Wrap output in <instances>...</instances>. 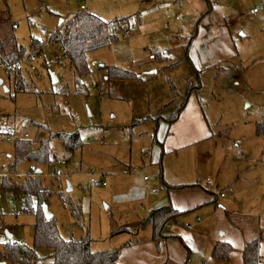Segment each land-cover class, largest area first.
<instances>
[{"label":"rangeland","instance_id":"1","mask_svg":"<svg viewBox=\"0 0 264 264\" xmlns=\"http://www.w3.org/2000/svg\"><path fill=\"white\" fill-rule=\"evenodd\" d=\"M189 2L187 8H194L193 1ZM210 4L220 9L235 56L214 68L197 70L185 60L180 38L171 36L176 23L190 24L184 46L196 34L197 21L190 20L187 12L182 21H174V14L162 22L159 16L164 10L159 6L139 10L134 0H0V11L10 13L25 57L33 42L40 50L38 56L19 65L25 84L22 91L14 93L12 76L8 81L0 71L8 90L5 93L0 87V133L11 139L0 143V171L16 183L28 177L41 180L50 193L47 209L63 239L76 240L88 233L94 240L93 251H122L127 243L151 241L149 227L138 226L168 195L160 169L166 183L197 181L209 193L190 212L185 211L181 224L196 222L197 214L201 221L209 220L214 208L223 204L220 194L229 197L232 187L264 229V0H211ZM81 5L105 21L129 18V30L118 32L111 46L88 55L90 73L79 81L50 38L60 20L81 13ZM55 55L58 63H50ZM150 55L156 59L150 61ZM101 65L137 77L107 81ZM49 73L57 78L56 84L51 83ZM192 87L195 91L186 105L193 97L196 109L188 108L167 132L163 119L176 111ZM197 113L205 128L202 135L193 116ZM156 116L160 117L157 122L152 120ZM207 128L215 135L208 136ZM171 131H176L174 139ZM75 132L82 146L68 152L58 135ZM24 135L33 151L46 141L51 165L25 159L9 170L14 161L13 140ZM194 137L198 139L191 142ZM161 148L164 153L157 164ZM30 166L39 173L28 176ZM144 176L149 178L146 183ZM94 180L106 186L95 188ZM71 205L80 210L79 224L70 213ZM21 208L17 191L0 189V250L7 243L32 245L34 217ZM195 210L199 211L191 214ZM170 228L165 230L168 239H176L178 249L185 250L190 261L194 259L193 245L199 247V241L188 244ZM232 228L237 227L233 224ZM35 253L36 264L49 262L50 250L38 248ZM148 258L145 255L138 262L151 264ZM260 261L264 264V233Z\"/></svg>","mask_w":264,"mask_h":264},{"label":"trees","instance_id":"2","mask_svg":"<svg viewBox=\"0 0 264 264\" xmlns=\"http://www.w3.org/2000/svg\"><path fill=\"white\" fill-rule=\"evenodd\" d=\"M129 18L115 19L105 21L96 15L87 12H81L73 15L66 22L63 21L52 36V45L57 49L62 48L65 51L63 57L68 66L74 71L77 79L80 81L90 73L88 55L92 52L107 48L118 40V32H126L129 30ZM15 24L11 21L10 13L6 10L0 11V64L8 65L10 68L4 70V74L8 81L13 78L14 93L24 89V81L21 77L19 67L14 65L18 63L25 55V50L20 46L14 34ZM192 39V38H191ZM190 39V41H191ZM38 44V43H37ZM33 42L31 50L36 48ZM184 48V57L188 61L187 52L189 44ZM153 56V55H152ZM30 59V58H29ZM153 59H156L153 56ZM106 73V80H133L137 75L114 66H99ZM195 71V70H194ZM196 72V71H195ZM197 73V72H196ZM192 87L188 90L187 95L183 98L180 106L170 116L163 119L164 123L169 127L175 123L182 111L185 109L189 95L195 91ZM151 119V118H149ZM160 117L156 116L155 120ZM58 138L62 142L66 151L71 152L82 146L79 135L75 133L59 134ZM14 161L9 166V170H13L17 163L23 160L35 161L37 163H47L51 159V152L46 141H40L37 149L32 150L31 144L23 139H14ZM162 153H164L162 151ZM160 154L159 161L163 154ZM160 181L167 191L182 190L193 188L194 186H169L165 183L160 169ZM0 189L17 191L22 198L21 211L34 217L33 223V241L31 246L17 243H7L0 250V263L5 264H36L38 257L35 253L38 248H46L50 250L47 264H118L117 260L120 255V249H109L104 251H93V243L88 233H85L79 239H63L58 232L56 221L52 216L46 220L43 217L41 206L48 205L50 193L43 187L38 177H28L16 183L11 177H0ZM190 212V210L186 211ZM186 212L178 211L171 205H165L153 208L143 219L138 229L145 227L151 228V240L159 242L169 238L165 233L167 226L171 223H179V219ZM70 213L79 224L80 210L78 207L71 205ZM262 233L259 236L244 244L241 257L242 264H259V247L262 239ZM130 245L129 243L124 246ZM232 251L231 246L225 242H219L212 249L211 258L218 261H227Z\"/></svg>","mask_w":264,"mask_h":264},{"label":"crops","instance_id":"3","mask_svg":"<svg viewBox=\"0 0 264 264\" xmlns=\"http://www.w3.org/2000/svg\"><path fill=\"white\" fill-rule=\"evenodd\" d=\"M192 1L194 8L190 9L187 8V5L190 6L189 0H134V3L138 4L136 8H138L139 10L150 8L151 6L154 8H158L159 6V9L161 8V10H164L162 11L163 13L159 16V19H161L162 22L164 21V19H166V17L174 14V21H178L179 19L180 21H182L183 14H186V12L191 16L190 20L192 19V21H194V19H196V34L191 36L192 39L191 41L189 39L188 43V61L191 62V64L197 70L205 68L211 69L220 65L226 59L230 60L235 56L232 48V35L227 29L220 9L217 5L211 6V0ZM206 6L208 7L207 10H205ZM189 29L190 24L188 26V24L178 25L177 23L172 28L173 33L171 36L180 38V40L182 41L181 47L185 45L184 41L187 40L186 35L189 32ZM149 60L153 61L154 59ZM196 72L198 73V71ZM192 98L193 97L189 99V106H185V109L180 114L179 119L171 126L167 127V132H169L171 128L173 129L174 126L176 127V123L183 119V116L188 112V108H191V111L196 109V104L194 105V99ZM197 103H199L198 100ZM197 105L199 106V104ZM193 116L198 125L202 128V135L205 128H203L202 123L200 122L199 113H197V116L195 114H193ZM209 131V128H207L208 136L215 135V133H210ZM171 134H173L172 137L174 139L176 131H171ZM197 139H195L194 137L191 142H195ZM162 148L161 153L163 151ZM173 183L167 182L166 184L169 186L196 185V187H193V189L187 188L182 190H170L168 191V195L166 196V198L157 202L151 209L160 206L171 205L178 211L185 212L200 204L201 200H204L203 198L205 197V195H209V193L205 194V191H203L199 187L200 184L197 181L196 183H194V181L181 180L177 181L176 184ZM245 186L246 184H244V187ZM152 190L151 193L154 194L155 191L152 192ZM203 195L204 197H202ZM220 197L223 199V204L219 207L214 208L209 220L201 221L200 217L197 214V216H194V221L196 222L190 220L187 226L181 224L180 221L179 223H171L167 226V228L169 226L171 227L170 231L174 236L183 238L188 244L192 245L193 243L191 241L193 240L196 242L197 240L199 241V247H197V243L196 246L195 244L193 245V249H195V257L191 261L186 257L185 250H180V248L178 249V246L175 242L176 239L174 240V238H167L165 240H160L157 243L151 240L147 243L138 242L133 246H131L130 244L129 246L122 249L117 263L142 264L143 261L140 263L138 262L139 259L147 255L149 256L148 259L151 264H242L241 251L244 244L254 238H257L260 232L264 229L261 228L259 222L253 219V217L255 216L253 211L244 207V200L239 199L236 189H232L231 187L229 197H226V195H223L222 193L220 194ZM205 199H208V197H206ZM197 211L199 210H195L191 214H194ZM203 223L205 224L202 227ZM233 224H235L238 229L232 228ZM149 229L151 231L150 227ZM219 231H222L220 235H218ZM194 234L197 235L194 236ZM219 242L228 243L232 248H234L230 252L229 259L227 261H218L211 258L212 249Z\"/></svg>","mask_w":264,"mask_h":264},{"label":"built area","instance_id":"4","mask_svg":"<svg viewBox=\"0 0 264 264\" xmlns=\"http://www.w3.org/2000/svg\"><path fill=\"white\" fill-rule=\"evenodd\" d=\"M79 9H80V12H85L86 11V5H81L80 7H79ZM127 32L128 31H126L125 33L127 34ZM52 37L50 38V44H52ZM58 51H59V54H60V56H63L64 54H65V51L62 49V48H59L58 49ZM40 54V50L38 49V48H35V49H32L31 51H30V55L29 56H27V57H23L18 63H16L14 66L15 67H19V65H20V63L21 62H23V61H27V60H29V58H31V57H33V56H38ZM149 59H153V56L152 55H150L149 56ZM58 60H59V57L57 56V55H55V56H53V58L49 61L50 63H58ZM8 68H10V66H8V65H4V64H0V71H4V70H6V69H8ZM30 70L31 71H35V68L34 67H30ZM24 138H26V135H24L23 136ZM1 142H11V139L8 137V136H6L5 135V137L2 135V133H0V143ZM143 156H147L146 154H143ZM52 164V162L51 161H49V165H51ZM37 172V170H36V168L34 167V166H30L29 167V170H28V176L30 175H33V173H36ZM2 176V174H1V171H0V177ZM142 180L144 181V182H147V181H149V178L147 177V176H144L143 178H142ZM92 186L93 187H95V188H99V187H105L106 186V183L104 182V181H93L92 182ZM152 192H154V190H152ZM68 228V227H67Z\"/></svg>","mask_w":264,"mask_h":264},{"label":"water","instance_id":"5","mask_svg":"<svg viewBox=\"0 0 264 264\" xmlns=\"http://www.w3.org/2000/svg\"><path fill=\"white\" fill-rule=\"evenodd\" d=\"M62 22H63L62 20L59 21V26L62 24ZM49 77H50V81H51L52 84H56L57 83V78L55 77V75L53 73H49ZM0 87L2 88L3 92H5V93L8 92L7 88L3 85V82H2L1 79H0ZM36 173H39V171H37ZM69 191H70V187L67 184L66 192H69ZM41 210H42L43 217L46 220H49V219L52 218V214L48 211L47 205L42 204ZM8 237H10V236L8 235ZM0 264H5V263H0Z\"/></svg>","mask_w":264,"mask_h":264}]
</instances>
